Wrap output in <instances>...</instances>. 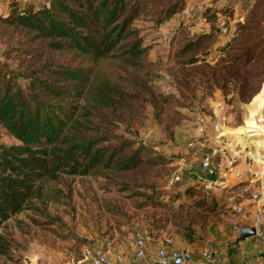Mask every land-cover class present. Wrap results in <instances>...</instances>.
Here are the masks:
<instances>
[{
    "label": "rangeland",
    "instance_id": "rangeland-1",
    "mask_svg": "<svg viewBox=\"0 0 264 264\" xmlns=\"http://www.w3.org/2000/svg\"><path fill=\"white\" fill-rule=\"evenodd\" d=\"M28 2L36 4L39 0ZM7 5L0 0V16H8ZM141 6L134 28L140 30L139 36L149 48L144 64L134 67L119 58L102 61L95 65L96 81L106 80L128 96L122 107L105 111L116 115L111 117L114 123L109 125V131L133 140L135 146L154 147L158 155L152 163H141L123 172L112 170L107 176L113 181L143 185L141 194H150L148 186L158 188L161 197L168 201L176 191V184L171 183L173 176L181 177L187 166V160L171 154L187 151L191 141L201 148V141L209 139L211 142L207 141L205 146H213L214 152L234 164L235 151L264 138L260 127L255 132V122L264 126V77L252 78L249 74L252 70L264 71V56L240 68L230 58L239 52L241 45L233 44L232 48L224 50L237 32L259 36L264 31V0H141ZM171 6H175L176 12L162 18L161 14L171 11ZM244 24L257 27L239 28ZM212 27L219 30V42L206 59L194 64L183 63L196 53L177 56L186 41L179 43V40L207 33ZM31 40L23 30L0 21V54L11 63L13 70L29 74L47 60H64L63 55L50 50L22 51L37 46L38 41ZM202 50L205 49L198 51L200 56L205 52ZM17 78L25 82L23 77ZM248 126L252 135L239 132L241 136L228 137L222 142L214 139L224 127L238 132ZM226 141L231 142L230 148ZM15 143L17 141L0 127V145ZM258 154L253 165L261 174L264 148ZM152 156H148V160ZM110 179L71 178L70 197L49 203L50 219L28 211L10 221L7 227L16 240L15 256L19 261L0 257V264H89L90 258H82L83 254L90 257L95 250L105 252L120 240L129 248L136 230L151 239L170 236L179 240L180 233L193 228L203 241L209 242L227 229L222 220L211 215L207 206L204 209L166 206L140 210L134 204L141 197H134V191L118 193L99 188ZM194 181L191 184H195ZM92 191L100 200L98 204L91 198ZM106 203L120 206L121 213L111 211ZM50 220L54 223H48ZM43 222L41 227L39 224ZM48 226L52 229L46 228ZM67 234L70 237L65 238Z\"/></svg>",
    "mask_w": 264,
    "mask_h": 264
},
{
    "label": "trees",
    "instance_id": "trees-1",
    "mask_svg": "<svg viewBox=\"0 0 264 264\" xmlns=\"http://www.w3.org/2000/svg\"><path fill=\"white\" fill-rule=\"evenodd\" d=\"M28 1L2 0L3 4H8L9 14L7 17L1 14L0 21L23 30L31 41H38L35 48L22 51L50 50L65 58L63 61L47 60L29 74H20L0 54V127L17 141L12 145H0V257L12 262L19 259L15 256L16 240L7 225L18 215L33 211L47 218L49 203L70 197L73 192L71 178L110 179L108 172H123L141 163H152L158 155L154 147L135 146L133 140L109 131V125L114 123L111 117L116 115L105 111L122 107L128 96L106 80L96 81L95 65L102 61L119 58L134 67L144 64L149 48L139 36L140 30L134 28L142 8L141 0H39L36 4ZM171 9L164 11L162 18L176 12L175 6ZM253 27L257 26L244 24L239 28ZM218 35V28L212 27L207 33L180 39L179 43L186 41L177 56L196 53L183 62L186 64L206 59L219 42ZM233 44L241 46L230 58L231 62L240 68L249 66L257 57L264 56V31L259 36L237 32L224 50L232 48ZM201 49H205L203 56L198 52ZM249 74L252 78L264 77V71L260 70H252ZM17 77H23L25 82ZM258 108L259 111L261 105ZM207 141L211 142L209 139L201 141V148L191 141L187 151L170 155L187 160V166L186 172L175 182L176 191L168 201L152 186H148L150 194H141L143 185L135 182L110 179L99 188L118 193L134 191V197H141L134 204L140 210L184 206L182 200L193 198L197 193L201 198L192 206L196 209L207 206L211 215L216 216L218 206L216 203L206 205L208 196L204 189L196 190L189 185L193 178L213 180L216 177V168L211 165L214 170L211 173L202 165L203 158L213 154V148L204 144ZM151 155L154 156L148 160ZM213 157L217 162L220 160L218 153ZM91 198L97 204L100 202L96 192L92 191ZM106 205L111 211L121 213L120 206ZM48 223L53 224L54 220ZM39 225L43 227L44 222ZM49 227L46 228L52 229ZM67 237L69 234L65 235ZM180 240L190 244L207 242L193 228L180 233ZM207 244V248L219 253L225 246L220 243L219 235ZM227 245L229 251L221 255L219 264H249L250 261L264 264V242L259 241L254 247L249 241L237 243L235 239ZM85 256L83 254L82 258Z\"/></svg>",
    "mask_w": 264,
    "mask_h": 264
},
{
    "label": "crops",
    "instance_id": "crops-1",
    "mask_svg": "<svg viewBox=\"0 0 264 264\" xmlns=\"http://www.w3.org/2000/svg\"><path fill=\"white\" fill-rule=\"evenodd\" d=\"M255 125H257V122H255ZM230 130V129H229ZM247 133H250L252 135L253 131L250 130V126L246 127L245 129H241ZM233 132L232 130H230ZM240 131V130H239ZM257 131V127L255 129V132ZM235 135H238L239 132H233ZM226 140V139H225ZM224 140V141H225ZM228 146L227 148L231 147V142H225ZM224 144V143H223ZM203 145V144H202ZM225 145V144H224ZM213 147V146H211ZM241 151H235L234 153V164L231 166V161L228 159L226 161L224 159V156L221 155V153H218L220 160L217 162L214 160V152L213 150V156L208 155L210 158L211 165L213 168H216L217 174L215 179L211 180L209 178H193L191 182H195V184L189 183V185L193 186V189H204L206 195L208 196V199L206 197H203L206 199V205H213L216 203L215 206H218L214 211L216 213L215 218H218L222 220L224 228H227L225 231H222V233L219 235V241L220 243H224V248L222 247L220 250L221 255H226L229 251L228 249V242L233 241L239 237L240 230L243 226H254V220L255 215L257 213V210L259 207H261L264 210V190L263 195L261 196V199L259 202H252L245 200L243 201L244 212L243 213H237L236 212V202H228L227 197L230 194L235 193V191H239L243 188H247L251 191H256L257 189L261 188L260 182L256 179L255 176V165H253V161L255 160V156L259 153H254L251 151V148L247 146V144L242 145ZM259 155V154H258ZM260 157V156H258ZM204 159V158H203ZM203 161V160H202ZM201 183V184H200ZM201 197L196 193L193 198H185L182 200V202L185 204L184 206H192L193 203L198 201ZM241 201V200H240ZM234 220H237L239 222V228H234L232 222ZM217 225V224H216ZM218 227V225H217ZM145 239H146V245H147V253L145 258H136L134 256V252L136 249V240L135 235L133 241L129 244V248L124 246L123 240H120V242H117L112 247L107 249L105 253L112 258L115 261H118L119 264H141L144 260L153 258L156 254L157 250L164 245V240L167 237L165 236L163 238H155L151 239L146 233H143ZM172 238V237H171ZM174 246L177 249L182 250H189L192 253L193 262L200 261L202 259V253L207 247L203 245V243L207 244V242L203 243H184L180 239H174ZM216 239V236L213 240ZM211 240V241H213ZM247 242L251 243L256 247L259 244V241L257 240L256 236L250 237L246 240ZM250 244V245H251ZM251 245V246H252ZM167 251H170V247L165 246ZM219 253V252H217ZM249 254V253H248ZM247 254H244V257H246ZM222 258V257H221ZM255 261H250L249 264H254ZM90 264V263H89ZM185 264H191V263H185ZM257 264V263H255Z\"/></svg>",
    "mask_w": 264,
    "mask_h": 264
},
{
    "label": "built area",
    "instance_id": "built-area-1",
    "mask_svg": "<svg viewBox=\"0 0 264 264\" xmlns=\"http://www.w3.org/2000/svg\"><path fill=\"white\" fill-rule=\"evenodd\" d=\"M231 166L233 162L230 163ZM202 165L204 168L210 170L211 173H214V170L211 167V162L209 156H206L203 161ZM256 179L260 182L261 188L257 189L256 191H251L247 188H243L239 191H235V193L230 194L227 197V201L232 203L236 202V212L243 213L244 212V205L243 201L250 200L252 202H259L261 196L263 195L264 190V166L263 171L261 174L255 173ZM180 179L179 175H174L171 183H175ZM241 200V201H240ZM234 228H239V222L234 220L232 222ZM254 226L256 227L257 234L256 238L258 241L264 242V210L259 207L257 213L255 215ZM135 240H136V249L134 252V256L136 258H145L147 253V245L146 239L143 235V232L138 230L135 233ZM164 245L170 247V251H167L165 246L161 247L157 250L156 254L153 258H149L144 260L141 264H219L221 261V254L212 251L211 249L207 248L202 253V259L200 261L193 262L192 253L189 250H182L177 249L174 246V240L171 237H167L164 240ZM90 258V264H119L118 261L113 260L110 258L104 251L102 250H95L90 257L88 254L85 256V259Z\"/></svg>",
    "mask_w": 264,
    "mask_h": 264
},
{
    "label": "bare ground",
    "instance_id": "bare-ground-1",
    "mask_svg": "<svg viewBox=\"0 0 264 264\" xmlns=\"http://www.w3.org/2000/svg\"><path fill=\"white\" fill-rule=\"evenodd\" d=\"M256 127H257V130L260 127L259 128L260 132L264 134V126L263 125H258V123H257ZM238 132L245 134V136L247 134L251 135L250 133H247V132H245L243 130H240ZM232 136H241V135H235L233 132H231L230 130H226L225 127H224V128H222V130H220L219 133L214 135V139L216 141L222 142L226 138L232 137ZM254 142H256V144L252 143V144H249V145H250V148L253 150V153L255 155V153H258L261 148H264V138L256 139V141H254ZM262 161L264 162V158L262 159Z\"/></svg>",
    "mask_w": 264,
    "mask_h": 264
},
{
    "label": "water",
    "instance_id": "water-1",
    "mask_svg": "<svg viewBox=\"0 0 264 264\" xmlns=\"http://www.w3.org/2000/svg\"><path fill=\"white\" fill-rule=\"evenodd\" d=\"M257 234V230L255 226H243L240 230V234L239 237L236 239V242H244L247 239H249L250 237L256 236Z\"/></svg>",
    "mask_w": 264,
    "mask_h": 264
}]
</instances>
